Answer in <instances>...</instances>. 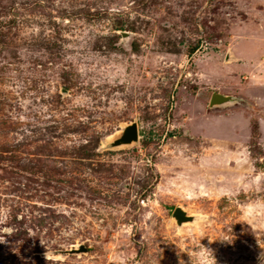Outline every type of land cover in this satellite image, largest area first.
Returning <instances> with one entry per match:
<instances>
[{
	"label": "rangeland",
	"instance_id": "obj_1",
	"mask_svg": "<svg viewBox=\"0 0 264 264\" xmlns=\"http://www.w3.org/2000/svg\"><path fill=\"white\" fill-rule=\"evenodd\" d=\"M0 264H264V0H0Z\"/></svg>",
	"mask_w": 264,
	"mask_h": 264
},
{
	"label": "water",
	"instance_id": "obj_2",
	"mask_svg": "<svg viewBox=\"0 0 264 264\" xmlns=\"http://www.w3.org/2000/svg\"><path fill=\"white\" fill-rule=\"evenodd\" d=\"M215 100V99H214ZM213 100V101H214ZM137 139V128H136V126H132L131 128H129L128 130H127V134H126V136H125V138H124V142H130V141H132V140H136ZM174 215L176 216V218L179 220V221H181V220H183L184 219V214H183V212L182 211H180L179 209H176L175 210V213H174Z\"/></svg>",
	"mask_w": 264,
	"mask_h": 264
}]
</instances>
